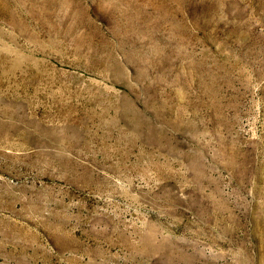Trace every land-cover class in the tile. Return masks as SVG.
Listing matches in <instances>:
<instances>
[{"label":"rangeland","instance_id":"obj_1","mask_svg":"<svg viewBox=\"0 0 264 264\" xmlns=\"http://www.w3.org/2000/svg\"><path fill=\"white\" fill-rule=\"evenodd\" d=\"M0 264H264V0H0Z\"/></svg>","mask_w":264,"mask_h":264}]
</instances>
